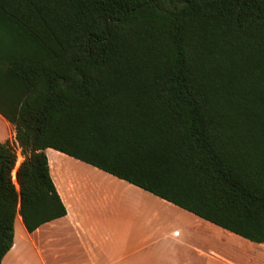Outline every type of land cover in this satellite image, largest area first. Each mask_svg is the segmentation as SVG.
Segmentation results:
<instances>
[{
  "label": "trees",
  "instance_id": "obj_1",
  "mask_svg": "<svg viewBox=\"0 0 264 264\" xmlns=\"http://www.w3.org/2000/svg\"><path fill=\"white\" fill-rule=\"evenodd\" d=\"M0 115V263L66 214L46 148L264 242V0H0Z\"/></svg>",
  "mask_w": 264,
  "mask_h": 264
},
{
  "label": "crops",
  "instance_id": "obj_2",
  "mask_svg": "<svg viewBox=\"0 0 264 264\" xmlns=\"http://www.w3.org/2000/svg\"><path fill=\"white\" fill-rule=\"evenodd\" d=\"M14 135L0 115V142H12ZM45 154L66 214L31 233L20 218L18 242L14 219L13 245L0 264H264V242L229 232L77 158L52 148ZM15 243L20 246L14 249Z\"/></svg>",
  "mask_w": 264,
  "mask_h": 264
},
{
  "label": "rangeland",
  "instance_id": "obj_3",
  "mask_svg": "<svg viewBox=\"0 0 264 264\" xmlns=\"http://www.w3.org/2000/svg\"><path fill=\"white\" fill-rule=\"evenodd\" d=\"M16 152H17V148H16ZM23 160V157H22V155L20 154V152L18 151L17 152V160H16V167H17V165L21 162ZM16 167L14 168V170L12 171V177L14 176V174H15V170H16ZM15 219H17L18 221H16L15 222V234H16V236H15V240L17 241L18 239H19V230H18V224H19V220H20V217L19 216H16L15 217ZM23 241V240H22ZM18 242V241H17ZM16 245H15V247H14V249L17 247V245H18V243H15ZM18 246H20V245H18ZM14 260H15V258H14ZM10 263V262H9ZM9 263H6V261L4 262V264H9Z\"/></svg>",
  "mask_w": 264,
  "mask_h": 264
}]
</instances>
